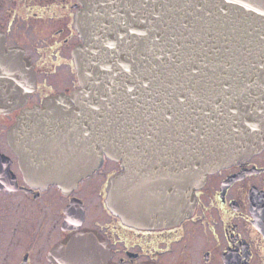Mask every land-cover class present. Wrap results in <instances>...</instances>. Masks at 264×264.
<instances>
[{"label": "water", "instance_id": "water-1", "mask_svg": "<svg viewBox=\"0 0 264 264\" xmlns=\"http://www.w3.org/2000/svg\"><path fill=\"white\" fill-rule=\"evenodd\" d=\"M78 2V86L23 109L8 143L39 187L70 190L103 155L120 161L107 209L128 226L177 223L209 173L264 148V0ZM12 51L0 46L9 109L35 86L30 63ZM65 212L67 226L84 208L72 200ZM110 257L92 228L49 253L52 264H115Z\"/></svg>", "mask_w": 264, "mask_h": 264}, {"label": "flooded vegetation", "instance_id": "flooded-vegetation-1", "mask_svg": "<svg viewBox=\"0 0 264 264\" xmlns=\"http://www.w3.org/2000/svg\"><path fill=\"white\" fill-rule=\"evenodd\" d=\"M81 7L78 0H0V46L25 58L35 76L13 109L7 77L0 84V264H52L54 245L82 228L105 237L115 264H264V148L209 173L190 215L160 227L128 226L107 209V182L123 167L105 155L70 190L24 178L7 131L23 109L78 86L72 52L82 40L74 25ZM72 200L84 214L66 226Z\"/></svg>", "mask_w": 264, "mask_h": 264}]
</instances>
